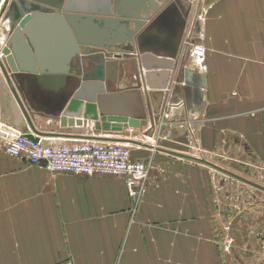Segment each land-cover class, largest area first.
<instances>
[{
    "label": "crops",
    "instance_id": "crops-1",
    "mask_svg": "<svg viewBox=\"0 0 264 264\" xmlns=\"http://www.w3.org/2000/svg\"><path fill=\"white\" fill-rule=\"evenodd\" d=\"M202 6L207 8L203 43L208 73L180 71L178 77L186 84H177L170 99H183L187 116L196 118L207 159L225 166L215 158L221 152L236 155L240 162L264 164V0H204ZM191 7L188 0L168 1L140 32L138 52L172 57L178 32L168 35L167 30L185 26ZM36 37L43 41L45 55L60 58L46 69L65 64L63 33L50 27ZM104 52L103 65L117 51ZM91 68L104 77L116 71ZM149 71L153 75L145 83L151 87L143 93L156 113L167 94L162 71ZM15 81L36 127L45 134L59 132L53 116L67 89L65 81L49 75ZM0 119L33 131L4 77ZM97 132L112 138L134 135L128 128ZM175 139L161 147L188 153L183 128L176 129ZM133 157L152 163L139 201L129 195L122 177L53 174L44 162L32 164L0 147V264H243L226 257L224 226L214 214L212 168L148 146L134 148Z\"/></svg>",
    "mask_w": 264,
    "mask_h": 264
},
{
    "label": "water",
    "instance_id": "water-1",
    "mask_svg": "<svg viewBox=\"0 0 264 264\" xmlns=\"http://www.w3.org/2000/svg\"><path fill=\"white\" fill-rule=\"evenodd\" d=\"M170 0H6L0 23V48L5 54L0 58V80L6 79L11 93L19 102L27 124L34 133L39 130L25 107L15 88V80L29 75L42 78L57 76L65 81L66 90L54 119L60 124L59 132L53 135L78 137L86 132L88 124L93 123L97 131L121 132L125 128L142 129L149 123L155 124V112L146 101L142 85H148L138 79L136 86L122 88L124 64H131L139 75L141 68L146 77L153 75L150 69L162 71L163 88H166L171 70L174 68V55L156 56L150 52H138V36L146 22L151 20ZM143 10L144 15L140 14ZM132 23L134 27L131 28ZM54 27L63 33L66 49L61 59L65 64L46 69L53 59L45 55L44 43L37 35L44 29ZM183 31L177 38L180 46ZM104 49V50H103ZM111 50L119 51L112 61H106ZM177 51V50H176ZM122 53V54H121ZM151 61H153L151 63ZM75 67L74 65H76ZM107 64V65H106ZM66 65V66H65ZM99 69L104 66L116 70L105 77L95 74L91 66ZM74 70H73V69ZM113 69V70H114ZM116 72V73H115ZM157 113V112H156ZM72 128L71 132L67 129ZM113 141H129L148 146L133 139L107 138ZM168 153L189 158L235 177L264 191V185L233 172L203 157L172 151L162 147Z\"/></svg>",
    "mask_w": 264,
    "mask_h": 264
},
{
    "label": "built area",
    "instance_id": "built-area-1",
    "mask_svg": "<svg viewBox=\"0 0 264 264\" xmlns=\"http://www.w3.org/2000/svg\"><path fill=\"white\" fill-rule=\"evenodd\" d=\"M193 13L188 21L189 27L184 31L182 41L184 51L179 58H186V62L179 68L171 70L170 81L165 88L167 96L155 114V124L149 123L142 129L128 128L133 136L124 137L137 142L148 144L152 150H158L164 141H174L175 131L183 128L187 136L185 144L188 154L196 157H206L205 149L202 148L201 138L197 134L196 118L187 116V105L182 100H171L170 95L177 84L180 83L177 76L181 70H194L205 76L208 73L207 49L203 43L206 37L205 15L207 8L202 6L204 0H188ZM4 0H0V11ZM3 17V16H2ZM2 18L0 19L1 23ZM119 54V53H116ZM122 54V53H121ZM5 54L0 48V58L4 60ZM124 78L130 84L120 86L122 88L136 86L138 79L145 83L146 70L141 68L139 75L134 70L132 78L128 76V64H124ZM0 73L1 67H0ZM147 85H142L145 91ZM184 116V117H183ZM186 116V117H185ZM81 136L66 138L50 134H39L33 131H22L0 119V147L8 154L26 158L32 164L44 162L45 168L52 173H72L84 176H116L125 180L129 195L136 201L139 200L146 190L148 179L152 170V163L133 157V149L141 148L142 145L129 141H113L99 139L93 123L88 124L86 132ZM123 139V137H120ZM250 167L257 169L258 174L264 177V164L259 162H247ZM224 243L228 248L235 242L230 224L224 226ZM71 264V263H70Z\"/></svg>",
    "mask_w": 264,
    "mask_h": 264
},
{
    "label": "rangeland",
    "instance_id": "rangeland-1",
    "mask_svg": "<svg viewBox=\"0 0 264 264\" xmlns=\"http://www.w3.org/2000/svg\"><path fill=\"white\" fill-rule=\"evenodd\" d=\"M5 5L6 0H4L0 11V19L3 16ZM191 10L192 7L190 10L188 8L187 15L189 19L192 15L190 14ZM188 21H186L184 31L189 27ZM182 53L186 54L183 42H181L177 51H173L174 68H179L182 62H186V58H179ZM127 69L128 76L132 75L133 67L128 66ZM197 73L200 74L199 72ZM178 76L177 80L180 83L183 80H180ZM129 78L132 77L130 76ZM184 144H187V142H184ZM218 154L215 158L225 161V166L223 167L229 170H231L229 168L231 167L242 173L238 174L264 185V177L259 175L257 169L250 167L247 162H240L236 155H229V158L227 155L220 156L221 152ZM212 169L214 177L211 179V188L214 196V214L218 217V222L223 223V226L226 224L231 225L232 233L235 237L234 244L225 251L226 257L237 263L240 260L243 264H264V191L217 169ZM231 171L235 172L234 170ZM129 222H134L132 214ZM250 224H253L251 230H249ZM255 228L259 229L254 231Z\"/></svg>",
    "mask_w": 264,
    "mask_h": 264
},
{
    "label": "flooded vegetation",
    "instance_id": "flooded-vegetation-1",
    "mask_svg": "<svg viewBox=\"0 0 264 264\" xmlns=\"http://www.w3.org/2000/svg\"><path fill=\"white\" fill-rule=\"evenodd\" d=\"M184 27H185L184 25L181 27V24H180V25L176 26L175 30H167L169 32L168 35L172 34L173 31H175V33L178 32V35H179V33L184 30Z\"/></svg>",
    "mask_w": 264,
    "mask_h": 264
},
{
    "label": "bare ground",
    "instance_id": "bare-ground-1",
    "mask_svg": "<svg viewBox=\"0 0 264 264\" xmlns=\"http://www.w3.org/2000/svg\"><path fill=\"white\" fill-rule=\"evenodd\" d=\"M7 86V85H6Z\"/></svg>",
    "mask_w": 264,
    "mask_h": 264
}]
</instances>
